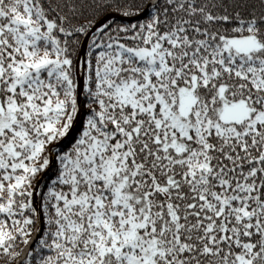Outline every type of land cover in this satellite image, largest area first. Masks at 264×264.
<instances>
[{"label":"snow or ice","instance_id":"6c2138e0","mask_svg":"<svg viewBox=\"0 0 264 264\" xmlns=\"http://www.w3.org/2000/svg\"><path fill=\"white\" fill-rule=\"evenodd\" d=\"M0 264H264V0H0Z\"/></svg>","mask_w":264,"mask_h":264}]
</instances>
